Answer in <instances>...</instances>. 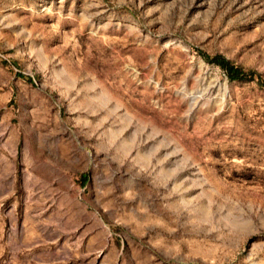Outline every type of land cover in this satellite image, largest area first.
Returning <instances> with one entry per match:
<instances>
[{"label": "rangeland", "instance_id": "1", "mask_svg": "<svg viewBox=\"0 0 264 264\" xmlns=\"http://www.w3.org/2000/svg\"><path fill=\"white\" fill-rule=\"evenodd\" d=\"M261 82L264 0H0V264H264Z\"/></svg>", "mask_w": 264, "mask_h": 264}, {"label": "trees", "instance_id": "2", "mask_svg": "<svg viewBox=\"0 0 264 264\" xmlns=\"http://www.w3.org/2000/svg\"><path fill=\"white\" fill-rule=\"evenodd\" d=\"M203 60L207 63L217 66L225 75L226 79L229 81H251L256 79V74L252 70H244L238 65L233 64L227 58L220 54L208 55L205 53H200ZM28 81H31L27 78ZM258 81V80H257ZM264 86V82H261ZM86 179H83L85 181Z\"/></svg>", "mask_w": 264, "mask_h": 264}, {"label": "crops", "instance_id": "3", "mask_svg": "<svg viewBox=\"0 0 264 264\" xmlns=\"http://www.w3.org/2000/svg\"><path fill=\"white\" fill-rule=\"evenodd\" d=\"M46 161H43V166L45 167L46 166ZM22 165L19 164V161L17 160L16 158V155H5L3 153H0V175L2 174V172L4 171H8L9 173V176L12 172V170H15V168H18V171H20ZM36 167V166H34ZM32 168V167H31ZM21 175L22 173H18V177L20 178L19 181H18V187L20 188H23L24 187V190L28 187L31 186V173L30 175L27 177V175L25 173H23V176H25L24 178V182L22 183V180H21ZM8 185L9 187L11 186V181L8 182ZM37 185V184H36ZM2 185H0V191L2 192L4 189H2L1 187ZM22 191V189H21ZM39 193H40V196L42 198L43 197H47V191L42 189L41 187H39ZM31 200V195H29L28 197V201ZM19 201H22V199H20ZM24 203H26V200L24 198Z\"/></svg>", "mask_w": 264, "mask_h": 264}]
</instances>
